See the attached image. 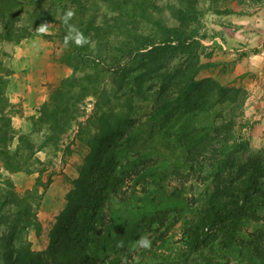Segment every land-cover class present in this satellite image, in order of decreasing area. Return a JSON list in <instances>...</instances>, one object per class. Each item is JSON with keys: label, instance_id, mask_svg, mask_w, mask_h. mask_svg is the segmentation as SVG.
Wrapping results in <instances>:
<instances>
[{"label": "trees", "instance_id": "trees-1", "mask_svg": "<svg viewBox=\"0 0 264 264\" xmlns=\"http://www.w3.org/2000/svg\"><path fill=\"white\" fill-rule=\"evenodd\" d=\"M99 1L113 11L112 17L105 15L100 23L96 14L88 15ZM187 2L185 7L170 9L182 19L179 27H167L159 17L152 21L160 31L156 39L152 32L138 31L141 19L150 18L145 0H94L89 6L82 0H0V43L17 44L39 34L34 29L42 21L56 22L53 34L39 35L58 38L64 44L59 61L72 70L50 89L38 115L32 117L33 131L42 132L41 139L18 135L16 148L11 151L16 111L5 89L13 68L0 61V164L8 173H39L33 187L21 197L11 177L0 172V226H4L0 253L11 256L7 264H127V259L134 261V257H141L140 262L146 264H264V158L250 152L247 144L234 136L232 118L244 99L237 97L238 91L215 88V84L210 90L207 79L195 78L201 68L200 43L194 38L197 29H183L188 19L197 20L191 1ZM68 10L75 13L69 23L76 26L80 36L64 22ZM112 36L117 37L118 45L108 46ZM77 39L82 43L77 44ZM147 43L152 44L148 49ZM113 47L117 52L106 56L104 52H112ZM178 55L183 57L181 65L169 68V61ZM107 79L115 85L114 92L132 82L157 80L150 86L154 112L166 111L168 117L181 119L171 136L160 137L157 147L182 149V162L172 172L173 184L163 183L164 173L152 174L142 190L136 191L133 183L123 189L129 174L144 177L145 168L152 163L149 165L151 158L145 152V141H141L145 137L138 139L134 134V122L107 129L111 113L99 106L100 100L107 102V92L102 89ZM217 92L234 112L212 127V134L199 140L192 136V123L199 122L200 115L208 110V99ZM87 97L94 98L99 111L95 108L93 116L82 122L79 118L86 115ZM93 120L97 132L88 136L86 130L89 133ZM73 126L78 127V137L90 151L66 194V204L49 232L46 249L33 253L21 237L27 228L33 227L38 233L41 226L27 200H37L41 196L38 187L44 192L51 183L49 176L41 179L46 162L35 154L46 146L57 150ZM174 134L183 140L177 144L172 140ZM128 152L133 153L131 157ZM5 218L12 222L4 225ZM177 223L181 245L175 248L167 244L168 234ZM147 227L154 229L157 240L143 247L138 242Z\"/></svg>", "mask_w": 264, "mask_h": 264}, {"label": "rangeland", "instance_id": "rangeland-1", "mask_svg": "<svg viewBox=\"0 0 264 264\" xmlns=\"http://www.w3.org/2000/svg\"><path fill=\"white\" fill-rule=\"evenodd\" d=\"M82 1L87 6L94 3V0ZM149 1L159 7V10L151 9ZM187 1L145 0V3L149 5L147 11L151 19H141L138 31L143 34L152 32L158 39L160 31L152 23L158 17L163 20L167 27H179L182 19L179 20L170 9L185 7L188 5ZM190 1L189 5L193 7V10L195 9L197 20L188 19L187 26L183 29L186 31L187 29H197L194 38L200 43L197 51L201 68L195 78L197 80L207 79L210 90L215 84L216 86H213L215 88L217 86L229 87L238 91L237 97L244 99L241 107L238 108V114L235 113L232 118L234 136L245 142L250 152H258L264 158V0ZM92 9L88 11V15L96 14V22L98 23L104 19L105 15L107 18L113 15V11L108 9L102 1L96 2ZM20 18H23V12ZM49 24V31L46 34H53L56 31L57 23L50 21ZM122 31L124 34L129 33L128 30L122 29ZM117 42V37L112 36L108 46L118 45ZM151 45V43H147L146 49L150 48ZM64 49V44L60 43L58 38L47 39L39 34L27 36L17 44L7 41L0 43V61L3 64H9L13 68V73H16V75L12 73L7 77L5 89V94L9 101L15 105L14 111H16L12 116L15 138L9 145L11 151L16 148L18 135L27 134L34 140L41 139L43 133L33 131L32 117L38 115L39 107L48 99L50 89L72 72L70 67L59 61ZM114 52L117 51L113 47L112 52L111 50L109 53L105 51L104 54L110 57ZM13 57L14 60H12ZM182 60L183 57L180 55L173 58L168 63L169 68L181 65ZM153 84H157V80L149 79L143 84L136 85L132 82L127 88L118 92H114L115 85L108 79L102 84V89L107 92L105 95L107 102L106 99L100 100L99 106L102 110L111 113L107 129L110 130L116 126L134 122V134L138 139L142 136L146 138L141 141H145L143 143L146 147H144L145 152L151 158L149 165L152 164L145 168L146 175L144 177L137 178L133 176V172L127 177V174L125 175L126 183L123 189L128 188L133 183L136 184V191L142 190L141 188L146 187V182L151 181L152 174L158 176L164 173L163 183L173 184L175 176L172 172L179 168V162H182V149L166 150L164 146L161 150L160 148L157 149L160 137L163 139L162 136L168 134L171 136L175 126L180 125L181 119L175 120L168 117L169 114L166 111L154 112V92L153 88L150 87ZM41 91H43L42 95L45 94L43 102L38 103L39 107L35 108L32 114L25 115L24 102H27L28 99L31 100L35 93L41 95ZM220 96L221 94L218 92L210 96L208 110L200 115L199 122L192 123L195 127L193 137L200 140L202 136L212 134V127L223 123L226 118L232 115L231 112H234L228 109L226 103H222ZM94 101L93 97H87L86 115L79 118L80 121L85 122L87 118L93 116L92 112L96 108L93 104ZM96 109L99 111V108ZM95 114L98 115L99 112ZM77 130L78 127L73 126L64 135L57 150L46 146L35 154V157L44 163L46 162L43 166L44 170L40 174L41 179L45 181L49 176L51 183L44 192L42 187H38L41 196L37 200L36 198L27 200L31 203L32 211L35 212L41 226L38 233L33 227L27 228L21 237L22 243L27 245L26 242H28L29 249L33 253L44 252L46 249L49 243V232L56 222L57 215L66 204V194L72 187V181L79 175L84 157L90 151L86 142L78 137ZM86 132L88 136L97 132L96 120H93L89 133L87 130ZM173 137L172 140L177 144L183 140L179 134H174ZM121 145L119 146L121 147ZM129 151H133V148ZM130 154L133 153L128 152V157H131ZM245 155L246 153L240 155L239 159ZM1 165V174L5 177H11L15 190L21 197L33 187L39 174L38 172L25 173L23 171L8 173ZM189 178L193 179L194 176ZM175 183L177 184V182ZM119 207L123 206L120 204ZM7 220L5 218L4 225H9L12 222L10 219ZM3 229L4 226L1 225L0 233ZM141 233L140 239L147 236L149 241L157 240V233L154 232L153 228L147 227ZM168 240L167 245H172L175 248L181 245V231L178 223L170 230ZM156 244L160 245L158 241ZM10 257L0 253V264H7L6 261ZM136 259L134 257V261H130L128 258L126 262L127 264H146L140 262L141 257L139 260Z\"/></svg>", "mask_w": 264, "mask_h": 264}, {"label": "clouds", "instance_id": "clouds-1", "mask_svg": "<svg viewBox=\"0 0 264 264\" xmlns=\"http://www.w3.org/2000/svg\"><path fill=\"white\" fill-rule=\"evenodd\" d=\"M75 15L74 11L73 10H68L66 13H65V16H64V22L65 24L68 26L69 30L71 32H76L77 36H80L81 34L78 32V30L76 29V26L75 25H72L69 23V21L72 19V17ZM49 27H50V24H49V21L47 20H44L41 22V24L37 27L36 31L39 33V34H46L48 31H49ZM77 44H80L82 43V39H77L76 41ZM141 246L143 247H149L150 246V241L147 239V236H144V237H141L140 241L138 242ZM119 246H122V245H119Z\"/></svg>", "mask_w": 264, "mask_h": 264}, {"label": "crops", "instance_id": "crops-1", "mask_svg": "<svg viewBox=\"0 0 264 264\" xmlns=\"http://www.w3.org/2000/svg\"><path fill=\"white\" fill-rule=\"evenodd\" d=\"M12 60H14V57L12 58ZM13 75H16V73H13ZM38 75L40 76V74H38ZM43 91H41V95H38L37 93H35L31 100L28 99L27 102H24L23 108H24V114L25 115L32 114L34 109L39 107L38 103H42L43 102V100L45 98V94L42 95ZM38 99H40V102H38ZM25 115H23V116H25ZM13 119H15V118H13Z\"/></svg>", "mask_w": 264, "mask_h": 264}]
</instances>
